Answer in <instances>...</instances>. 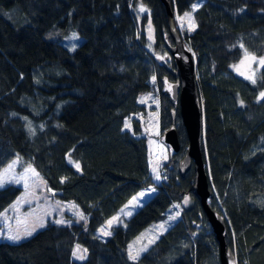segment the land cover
Here are the masks:
<instances>
[{"label":"trees","instance_id":"obj_1","mask_svg":"<svg viewBox=\"0 0 264 264\" xmlns=\"http://www.w3.org/2000/svg\"><path fill=\"white\" fill-rule=\"evenodd\" d=\"M165 1L173 20L189 13L194 24L181 36L194 60L208 205L222 218L234 264H264V64L252 80L229 69L242 53L264 57V0ZM56 31H74L76 47L47 37ZM170 44L159 0H0V169L22 159L54 199L71 201L85 217L0 241V264H219L191 195L192 170L176 172L186 138L175 102L163 93L175 82L164 68ZM145 93L157 96L158 128L172 126L178 142L157 185L134 118ZM150 186L155 192L99 239L98 229ZM19 192L0 188V212ZM75 245L84 250L81 261L71 259Z\"/></svg>","mask_w":264,"mask_h":264},{"label":"rangeland","instance_id":"obj_2","mask_svg":"<svg viewBox=\"0 0 264 264\" xmlns=\"http://www.w3.org/2000/svg\"><path fill=\"white\" fill-rule=\"evenodd\" d=\"M200 3H194L191 7L192 10L197 8ZM194 5H197V7L194 8ZM141 7L143 6L139 5L137 7L138 12H145L140 10ZM185 14L174 15V23L180 36L185 33L189 34L194 28L191 15L189 13H187L188 15ZM143 33L148 45L151 46L152 31L148 24L145 25ZM47 37L59 39L60 43L69 51H72L76 47V40H78V36L74 31L66 33L56 31ZM252 57L254 56L242 53L237 62L230 64L229 69L241 78L252 80L256 70L261 65L259 62L260 57H255V60ZM155 59L158 62H162L160 58L155 57ZM171 85L166 84L164 91H170ZM137 101L143 106V112L134 115V118L139 123L141 134L145 136L148 172L153 184L157 185L166 174L163 165L168 163L170 149L162 143V133L165 130L158 128V101L156 94L145 93L139 96ZM123 129L130 131L128 119L123 121ZM72 166L75 170H78L76 164ZM0 181H2L0 188L6 185H13L20 188L17 196L0 212V241L8 243L20 242L43 228L46 223L58 225L84 223L85 217L79 208L71 201L54 199L52 192L47 189L44 180L22 159L12 158L1 168ZM154 192V186H150L134 194L115 215L109 218L98 229V232L95 233L98 238L102 240L108 237L111 226L123 225L124 220ZM187 201L184 198L182 201L183 205L187 204ZM56 221H62V223H56ZM27 232H31V235H26ZM9 236H19L20 239L11 240L8 238ZM77 249V256L84 257L83 248L75 245L72 250L71 259L81 261L82 259L73 256V252Z\"/></svg>","mask_w":264,"mask_h":264},{"label":"water","instance_id":"obj_3","mask_svg":"<svg viewBox=\"0 0 264 264\" xmlns=\"http://www.w3.org/2000/svg\"><path fill=\"white\" fill-rule=\"evenodd\" d=\"M159 1L165 11L166 31L171 42L166 47L167 54L171 57V67L168 68L164 65V68L175 80L170 87V91H163V93L169 96L170 101L175 102L186 138L184 153L177 162L176 172L181 177L191 168L193 173V184L190 188L191 195L198 203L210 228L217 246L219 264H234L233 255L225 248L222 218L211 210L208 205L211 190L200 153L203 118L194 75L193 56L183 43L168 3L165 0ZM161 139L162 143L170 149V154H175L178 151V142L172 126L162 133Z\"/></svg>","mask_w":264,"mask_h":264},{"label":"snow or ice","instance_id":"obj_4","mask_svg":"<svg viewBox=\"0 0 264 264\" xmlns=\"http://www.w3.org/2000/svg\"><path fill=\"white\" fill-rule=\"evenodd\" d=\"M193 7L195 8V7H197V5H194ZM140 10H141L142 12H143V11H146V9H144L143 7H141ZM185 15H188V14L186 13ZM252 59L255 60L256 58H255V57H252ZM259 62H260L261 64H264V57H261ZM253 83H255L254 80H253ZM260 97L264 98V92H261V93H260ZM76 167L79 168V165L77 164ZM0 184H2V181H0ZM141 195H142V194H141ZM134 199H135V198H134ZM56 223H62V221H56ZM41 226H42V225H41ZM161 227H163V226H161ZM26 235H31V232H27ZM8 238L11 239V240H18V239H20L19 236H9ZM77 251H78V249L75 250V251L73 252V256H76L78 259H83V256H77ZM130 258H131V259H136V257L131 256V254H130Z\"/></svg>","mask_w":264,"mask_h":264},{"label":"crops","instance_id":"obj_5","mask_svg":"<svg viewBox=\"0 0 264 264\" xmlns=\"http://www.w3.org/2000/svg\"><path fill=\"white\" fill-rule=\"evenodd\" d=\"M141 104V103H140ZM104 225V224H103Z\"/></svg>","mask_w":264,"mask_h":264}]
</instances>
